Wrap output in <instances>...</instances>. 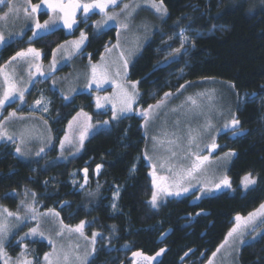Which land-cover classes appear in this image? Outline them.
<instances>
[{
    "label": "trees",
    "instance_id": "trees-1",
    "mask_svg": "<svg viewBox=\"0 0 264 264\" xmlns=\"http://www.w3.org/2000/svg\"><path fill=\"white\" fill-rule=\"evenodd\" d=\"M249 1L163 0L167 15L128 71V80L139 82L142 106L155 103L186 83L215 79L233 86L241 100L235 112L241 131L233 135L229 129L217 139L218 154L234 152L227 171L230 189L200 199H196V192L167 198L152 208L154 188L150 166L142 155V118L132 114L86 138L80 152L68 161L50 163L44 156L25 161L14 154L10 144L1 143L0 204L14 210L18 193L26 188L36 194L41 211L54 208L65 225L85 221L87 236L101 234L91 264H131L134 252L155 257L152 264H204L224 241L234 217L248 215L264 202V6ZM47 15L42 10L38 19L42 21ZM97 17L93 12L86 24L79 19L70 32L57 27L31 41V29L27 30L0 48V66L29 47L37 49L41 61L48 63L58 45L78 37L81 31L87 35L82 53L96 61L105 47L114 43L116 32L114 27L95 31ZM182 29L196 33L192 46L163 64L165 52L177 46L176 41L170 45L165 40ZM46 92L52 101L45 120L54 133L78 110L86 112L92 121L111 115L110 110L96 108L91 91L75 93L68 99L49 87ZM35 96L32 89L27 103ZM56 152L54 147L47 154L52 157ZM97 165L102 167L96 174ZM75 169L87 170L88 187L98 189L96 200L86 201L83 189L71 187L69 177ZM247 174L257 183L243 190L241 179ZM115 186L121 189L118 211L113 213L109 202ZM21 232L10 237L6 247L9 255L20 251L16 239ZM25 243L39 255L50 249L42 240ZM160 249L165 251L156 256ZM238 264H264V234L240 248Z\"/></svg>",
    "mask_w": 264,
    "mask_h": 264
},
{
    "label": "rangeland",
    "instance_id": "rangeland-1",
    "mask_svg": "<svg viewBox=\"0 0 264 264\" xmlns=\"http://www.w3.org/2000/svg\"><path fill=\"white\" fill-rule=\"evenodd\" d=\"M236 1H240V0H236ZM252 1H254V3L257 4V7L264 6V0H252ZM19 2L22 4L23 0H19ZM82 2L91 3L92 0H82ZM152 2L153 0H120L118 6L110 5L106 9V11H108L109 14H112L113 12H120V9L123 7L124 3H129L133 7H135L136 4L140 5V7L134 13V18L130 21V27L127 30L125 29L119 30L120 48L113 49V51L110 53L105 52L104 49L96 61L92 60L90 58V55H88L87 53L85 54L82 53L86 40L84 44L81 45V50L75 53H73L72 45L66 43L69 41L78 40L80 38L79 35L76 38H69L65 40L63 43H61L55 48L57 49L56 52L57 67L55 69H53L52 67L53 52L51 55V59L49 60L48 63L42 62L41 59L33 60V64H39L42 66V71L45 73V75L43 76L36 73L35 67L29 68L28 63L24 61H20V60L11 61V58L13 56L8 61L3 63L1 66L4 69V74H8L11 76L13 73H15V75L13 76V80L18 83L19 87L21 88L27 87L28 90L25 92L24 103H21V101L17 98L14 103L6 104V107L8 106L6 111H4L5 110L4 108L0 109V120H4V118L8 116V113L12 111H16L18 117L20 116L24 117L23 120L13 118L11 121L6 122L5 127L9 135H13V134L15 135L13 140H0V144L1 143L10 144L11 150H13L14 154L17 157L29 162L35 161L36 159H39L40 157L43 156L46 157V159L49 160L50 163L68 161L73 157H75L80 152L81 145L79 144L78 133L76 135H73L74 130L69 129V121H72L73 117L77 116V113L80 112L86 113V112L82 110H78L76 113H74V115L70 117L68 121H66L65 126L59 129L60 132L59 131L58 132L60 133V136H57L58 132L54 133L51 130L48 123H45L46 121L45 117L48 115L52 101V98L46 92L47 87L51 88L52 90H55L64 98L65 97L69 98L73 94L81 91H91L94 95L95 105L97 102V97L112 98V102L104 101L103 99L101 100V103L104 105L103 108H97L96 106L97 109L111 111V115L108 119L103 121H92L91 119L90 120L88 119L89 116L87 114V117L80 116L77 118V121L73 122L74 125L78 123L80 125L81 130L83 126L89 123L93 126L92 129L90 130V135H88L86 138L90 137L98 130L102 128H108L113 123H115L117 120H112V103L115 102L117 104V110L120 107V103L114 96V88L112 86V81H115L116 83L122 82L123 61L120 60V52L123 51L125 58L128 59L129 61L128 64V71H129V67L133 62V60L135 59V57L141 52L145 43L150 38H152L153 33L158 29L161 21H163V19L166 17L157 13L155 9L151 7ZM155 2L159 3L156 0ZM40 3L41 0L37 4ZM42 10L47 11L44 5H41V10L37 11L36 14L37 19L40 11ZM130 10L131 9H129V11ZM5 11H7V0H5L4 4H0V14H2ZM93 12L98 13L97 19L93 22V28L95 29V31L100 32L102 30H106L111 27H114L116 30L114 43L107 46L111 48L112 45H115L118 42V31H117L116 22L109 21L106 26L102 24L101 28L98 29L95 27V25L97 22L103 20V15L99 12V9H94ZM51 15L52 13L48 12L46 18H44L42 21H40L39 19L38 20L41 24H43L44 21L48 20ZM83 15H84L83 10L78 9L77 10L78 20L79 18H82ZM125 15L126 13L122 14L119 17L120 21L123 22ZM34 27H35L34 21L32 20L26 21L24 19L23 12H21L20 17L18 19L10 18L6 23L0 22V32L3 33L6 41L9 42L14 41L17 38H21L29 29H31V35L33 36L32 28ZM57 27L64 28L62 20L57 21ZM64 29L68 32L73 30L67 28ZM17 33H21V35H17ZM42 33L44 32H41V34ZM180 33L181 30L165 40L167 41L166 44H170V45L173 43V41H176L177 46L165 52V55L162 59L163 64L179 56L176 55L174 57L171 55V53H173L175 49L180 48V44H181ZM183 35L186 36L187 39L184 41L185 47L181 49V52L184 51V49L187 46H192V41L196 33L187 32L184 30ZM3 45H0V48ZM61 45H64L65 47H60ZM102 54L105 57V60L103 62L101 61ZM101 63H106L109 65L111 70L110 79L107 81H102L99 87H97L96 83H93L90 86H88L89 80L91 79V64H101ZM114 64H118L120 66L121 77L115 76V68L113 67ZM29 73L33 74L31 77V82H29L30 81ZM42 82L44 83L41 85L40 83ZM125 82L128 83L130 86L128 75ZM183 85H185V87L183 89H180L179 92L177 90L167 92V93H172V96H170L167 99L165 105L161 109L157 110V116L155 120L150 122L147 128L142 127V125L144 124V120L142 119L141 128L144 137L142 155L144 157L145 152L147 151L148 156L151 157L150 161L146 160V162L150 166V173L154 171L152 164L155 163L157 164V167L155 169L157 178L159 176H170L169 172L167 171V167L163 169L159 168V163L166 160L170 156V153H168L165 150L167 145L156 146L154 148V142L152 141V137L155 135L163 139L165 132L168 133L175 132L176 135L181 137L179 141L180 148L175 149L178 152L177 167L180 166V163H182L185 167H187L190 166L191 159L193 158L180 161L179 157L184 155V153L188 149L189 129H196L199 130L202 134L197 141L199 143V150L202 155L209 156V162L205 165V171L195 174L196 177L195 179L185 180L183 182L184 187H188L189 183L193 185V187L189 188L188 192L183 193L180 196L162 195L161 197L158 198L159 205L162 204V202H164V200L167 198H172V197L178 198L193 192L197 193V197H203L230 189V187H225L223 185L217 189L215 188V184L220 183V181L224 178V176L228 177V173H227L228 166L233 156L227 160H219V158L223 157L225 153L218 154V148L215 149L212 153H209L206 150V146L212 143L213 136L216 137V143H217L218 136L221 133L227 131L226 129H224V125L226 122H229L232 119L233 114H235L236 112L238 101L241 102V100L238 99V96L236 95L233 86L223 81H219L215 79H206L203 81H196L192 83H186ZM4 87H5L4 75L0 74V95H2ZM32 89L35 92L36 96L30 103H27L28 95ZM201 92L214 93V98L211 101L207 97L199 98V103L201 107L199 109H196L195 111L201 114L194 116L193 112L190 111V106L188 104H185V100L186 97L194 96L196 93H201ZM163 98L164 96H162L158 100H161ZM36 100H41L42 101L41 105H35ZM156 102L153 103L152 105L156 104ZM182 104L184 105V107H180ZM45 105L47 106V111L43 110ZM146 108H148V105L147 106L140 105L139 97H138V101L134 105V111L132 113H128L127 115H132V114L137 115L135 113V109H146ZM174 108L177 109L176 112H172V109ZM104 121H109V124H104ZM177 121H179L178 128L176 124ZM208 121L211 122L212 127L208 132H204L202 126ZM25 128L31 131V138H26L25 142L21 143L20 133ZM49 129L51 131H49ZM66 131H68L70 136H73V143L66 144L64 149H61L60 141L64 137ZM49 137H51V142H49ZM56 138L58 139L57 143H56ZM17 146L21 148V152L23 153L22 155L16 152ZM54 147H56L57 152L55 155H52V157H50L47 153L51 151ZM41 148H44L43 152H40ZM77 149H79V151H77ZM192 151H196L195 144L192 145ZM38 152H40V155H37ZM218 160L219 163H217ZM95 172L96 174L98 173L97 167L95 168ZM85 177H87V173L85 171L75 169L70 173L69 183L72 188L84 190L86 201L88 200L94 201L98 196V192H97L98 189L97 187L95 189L89 188L88 178H87V182H85ZM151 178L153 182V177L151 176ZM81 185H83V188L81 187ZM202 186L211 188L212 190L210 192L203 193L200 190ZM241 187L243 190H246L243 187L242 183H241ZM120 189H121L120 186H115L110 196L109 207L113 213L117 212L119 207L118 206L119 196H118L117 199L115 200L117 208L115 210L112 208L113 194L117 191H120ZM173 190H175L174 187ZM26 192H27V196L25 195ZM32 193L34 192H32L29 189L26 188L22 189L18 193L20 196L19 202L14 210H11L0 204V209L7 208L10 212L18 213L20 216L25 217V222L21 224L19 228H13L14 234L22 230L16 241H18L20 237L24 236L25 233H28L30 228L37 226V221L30 219L31 213L28 212L25 206L21 204V201H24L25 204H32L33 208H35V210L38 213H45L49 210L48 209L45 211H41L39 209L40 205L37 202L36 196H35V202H33ZM50 209H53L55 212H58L54 208H50ZM246 216L247 215L242 217H246ZM60 221H61L60 216L58 217L41 216L39 220L40 231H42L46 237H51V239H53L56 242V248L58 251L61 250L62 246L64 251L69 250V245H71L72 249H75L76 246L79 245L78 251L79 254L81 255H83L85 250H90V245L88 244V242L82 239L77 233L69 234L65 232L63 237H58L56 235V232L59 230ZM8 222L10 225H17L19 223L16 220L15 216L8 217ZM234 224H235V217H234ZM75 226H71V227H75ZM242 231L244 233L242 237L236 239L235 241L230 240L229 244L226 245L224 248H222L219 253H217V256L214 258V264H238V254L240 248L244 244L251 242L254 239L258 238L260 235L264 234V224L259 225L256 231H252L251 226H249L246 229H242ZM91 236H87V237H89L90 239ZM100 238H101V234L97 237V241ZM36 239L45 241L48 244L47 239H44L39 235L24 239L21 243H19L20 251L15 256L9 255L6 252L7 257L11 258V264H16L17 258L19 257L22 248L26 249L27 259L33 260L34 264H45L44 254L52 252V246L48 244L50 249L46 251L44 254L39 255L33 249L28 247L27 244L25 243V241H33ZM240 239H243L244 243L241 244ZM237 247L239 248L238 252L236 251ZM62 254L63 253L60 252L61 257ZM144 257H149V256L143 254L142 257L132 255L131 264H149V262L145 260ZM211 257L212 255L209 258ZM53 259L55 261V257H53ZM208 260L204 264H208ZM0 264H5L4 259H0Z\"/></svg>",
    "mask_w": 264,
    "mask_h": 264
},
{
    "label": "snow or ice",
    "instance_id": "snow-or-ice-1",
    "mask_svg": "<svg viewBox=\"0 0 264 264\" xmlns=\"http://www.w3.org/2000/svg\"><path fill=\"white\" fill-rule=\"evenodd\" d=\"M120 0H92L91 3H84L82 0H41L40 4H32L31 0H23V3L21 4L19 0H7V11L0 14V22H7L10 18H19L21 12H23L24 19L32 20L34 21L35 27L32 28L33 36L29 37V40L31 41L33 37L39 36L41 32L48 33L50 31H53L57 27V21L62 20L63 21V27L67 29H73L74 26H78V17H77V10L82 9L83 10V17L79 18L81 22L87 23L88 18L91 14H93L94 9H99V12L103 15V20L100 22H97L95 27L101 28V25H107L109 21H115L118 31V42L115 45H112L111 48L105 47V52H112L113 49H119V30L125 29L127 30L130 27V21L134 18V13L137 11V9L140 7L139 4H136L135 7H133L129 3H124L123 7L120 9V12H113L112 14H109L106 9L112 5V6H118ZM5 0H0V4H4ZM41 5H44L48 12L52 13V15L49 17L48 20L44 21L43 24L39 22V20L36 18V14L38 10H41ZM151 7L155 9V11L162 16L167 15V9L163 6V0H160L159 3H156L155 0L151 3ZM30 9V10H29ZM129 9H131L129 11ZM123 22L120 21L119 17L122 14H125ZM23 31V30H22ZM184 29L181 30L180 38H181V44L180 48L175 49L173 53H171L172 56L179 55L181 52V49L185 47L184 41L187 39L186 36L183 35ZM17 35H21V33H17ZM87 39L85 33L81 31L80 38L78 40L69 41L66 42L67 44L72 45L73 53L78 52L81 50V45L84 44L85 40ZM171 39V38H170ZM9 43V41H6L5 36L2 32H0V45ZM60 47H65L64 45H61ZM186 51V49H185ZM56 52L57 49L53 50V61H52V67L55 69L57 67L56 64ZM41 58V53L32 47L27 48L26 50L17 51L15 55L11 58V61H24L28 63L29 68L35 67L36 73L43 76L45 73L42 71V66L39 64H33V60H39ZM105 60L104 55L101 56V61L103 62ZM120 60L123 61V75H122V82L116 83L115 81H112V86L114 88V96L119 101L120 107L117 110V104L115 102L112 103V120H119L127 117L128 113H132L134 111V105L138 101V97L140 96V92L138 91V81L136 82H130V86L128 83H126V78L128 75V59L125 58L123 51L120 52ZM10 61V63H11ZM113 67L115 68V76L121 77V70L120 66L118 64H114ZM110 67L106 63L101 64H91V79L89 80L88 86H90L93 83L97 84V87L100 86V83L102 81H107L110 79ZM0 74L4 75V84L5 87L3 89L2 95H0V109L4 108L6 104H11L16 101L18 98L21 103L25 102V92L28 90L27 87L21 88L18 86V83L13 80V76L15 73H13L11 76L8 74H4V69L2 66H0ZM32 73H29L30 81ZM99 77V79H98ZM185 85H180V88L177 89L179 92L180 89H183ZM172 96V93H165L164 98L161 100H158L156 104L148 105V108L146 109H135V113L142 117L144 120V124L142 127L147 128L150 122L154 121L157 116V110L161 109L164 105L167 99ZM207 97L210 101L214 98V93L210 92H201L196 93L194 96H188L186 97L185 104H188L190 106V111L193 112V115H200L201 113L196 112V109H199L201 107L199 103V98ZM65 99H68V97H65ZM112 102V98L110 97H97L96 106L97 108H103L104 105L101 103V100ZM41 100H36L35 105H41ZM180 107H184L182 104ZM44 111H47V106H44ZM177 109H172V112H176ZM80 116L87 117V113H77L76 117H73L72 121H69V129H73V135H76L78 133L79 137V144L81 147L83 146L85 138L90 135V130L92 129V125L89 123L85 126H83L82 130L80 128V125L77 123L74 125V121H77V118ZM13 118L23 120L24 117L17 116L16 111H12L8 113V116L4 118V120H0V140H13L14 135H9L5 124L6 122L11 121ZM90 120L91 118L88 117ZM45 123H47L45 121ZM104 124H109V121H104ZM177 128L179 126V121L176 122ZM240 121L236 118L235 114H233L232 119L229 122H226L224 125V129L228 130L230 129L233 133V135L240 134ZM203 131L208 132L212 124L210 121L205 123L203 126ZM49 131H51L49 129ZM219 131V130H217ZM201 132L196 129H189L188 131V149L184 153V155L180 156V161H183L185 159L193 158L191 159L190 166L185 167L182 163H180V166L177 167V157L178 152L175 150L177 148H180V139L178 135H176L175 132L164 133V138H160L158 136H153L152 141L154 142V148L156 146H164L167 145L166 151L170 153V156L159 163V168L163 169L167 167V171L169 172L170 176H159L157 178L155 169L157 167V164L153 163L152 167L154 169L153 172L150 173V175L153 177V188L154 191L152 193V197L150 200V204L152 208L159 207L158 204V198L162 195L166 196H180L183 193H186L189 191L190 187H193L191 183H189L188 187L183 186V182L185 180L195 179V174L201 173L205 171V165L209 162V156L208 155H202L199 150V143L198 138L201 136ZM26 138H31V131L27 128H25L20 133V140L21 143L25 142ZM49 142H51V137H49ZM73 143V136H70L68 131L65 132L64 137L60 141V147L61 149H64L66 144H72ZM195 144L196 151H192V145ZM218 148V145L216 143V137H212V143L208 146H206V150L209 153H212L215 149ZM44 148L40 149V152H43ZM79 151V149H77ZM16 152L19 154H23L21 152V148L17 146ZM40 152L37 153V155H40ZM234 153L228 152L225 153L223 157L219 158V160H227L230 159ZM145 160H151V157L148 156L147 151L144 155ZM219 160L217 163H219ZM171 161V162H169ZM97 172H99L101 165H97ZM133 170H135V166H133ZM87 170L85 169V172ZM159 181V183H158ZM85 182H87V177H85ZM243 187L248 190L250 189V186H254L257 183L256 178L252 177L251 174L245 175L242 178L241 181ZM171 185V186H169ZM225 187H231V183L227 176H224V178L220 181V183L215 184V188H220L221 186ZM83 188V185H81ZM173 187L175 190H173ZM201 192L207 193L210 192L212 189L202 186ZM27 196V192L25 193ZM35 193H32L33 202H35ZM119 196V191L115 192L113 194V203L112 208L115 210L117 208V205L115 203V200ZM197 199H200V197H197ZM21 204L25 206L28 212L31 213L30 219L37 221V226L30 228L28 233H25L24 236L20 237L17 243H21L24 239L35 237L37 235L41 236L44 239H47L48 244L52 246V252L45 253L44 254V261L45 264H91V260L94 258V255L97 251L95 245L97 242V237L100 235L97 232H93L91 238L87 237L85 235L84 229L87 226L85 221H81L78 225L75 227H71L69 225H65L64 222L61 220L59 222L60 227L59 230L56 232V235L58 237H63L65 232L72 234L77 233L79 236L88 242L90 245V250H85L83 255L79 254V245L76 246L75 249L71 248V245H69V250L64 251L63 246L61 247V250L58 251L56 248V242L51 239V237H46L42 231H40L39 228V220L41 216L47 217V216H53L58 217L59 213L55 212L53 209H49L45 213H38L35 208H33L32 204H25L24 201H21ZM6 214V215H4ZM15 216L16 220L19 222L17 225H10L8 222V217ZM25 222V217L20 216L18 213L10 212L7 208L0 209V259H4L5 264H11V258L7 257L6 253V247L7 244L10 243V237L13 235V228H19L21 224ZM264 224V203H262L258 209L254 210L253 212L248 213L246 217H242L240 215H237L235 217V224L234 226L228 231L226 234L224 241L215 252L212 253V257L209 258L208 264H214V258L217 256V253L220 252L222 248H224L226 245L229 244L230 240L235 241L236 239L243 236L242 229H246L249 226L252 227V231H256L257 227L259 225ZM240 243H244L243 239H240ZM165 249H160L159 252L156 253V256H160ZM236 251H239V248H236ZM60 252H62V257L60 255ZM142 254L139 252H134L133 256H141ZM187 255V253H185ZM55 257V261L53 259ZM145 260L151 264V262L155 259V257H144ZM183 259V258H182ZM16 264H34L33 260L27 259V252L25 248H22L21 253L19 257L17 258Z\"/></svg>",
    "mask_w": 264,
    "mask_h": 264
}]
</instances>
